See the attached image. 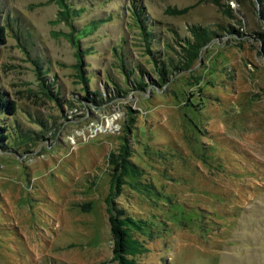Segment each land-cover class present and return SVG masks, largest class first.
Listing matches in <instances>:
<instances>
[{"label":"rangeland","instance_id":"obj_1","mask_svg":"<svg viewBox=\"0 0 264 264\" xmlns=\"http://www.w3.org/2000/svg\"><path fill=\"white\" fill-rule=\"evenodd\" d=\"M262 14L0 0V264H117L118 211L150 227L136 264H264Z\"/></svg>","mask_w":264,"mask_h":264},{"label":"trees","instance_id":"obj_2","mask_svg":"<svg viewBox=\"0 0 264 264\" xmlns=\"http://www.w3.org/2000/svg\"><path fill=\"white\" fill-rule=\"evenodd\" d=\"M61 1L64 2V0ZM258 2L261 3L263 2V0H258ZM63 5L66 6L65 3H63ZM262 15L264 17V14ZM5 31H6L5 27L0 25V43L5 42V35H6ZM210 36L211 34L208 33L207 31L199 32V39L202 40L201 43L203 44L210 40L211 38ZM79 54H81L80 50H79ZM79 69L80 70L82 69L81 64L79 65ZM80 73L82 72L80 71ZM80 77H82L83 82L85 83V85H87L88 78L87 77L84 78L82 75H80ZM46 90H48V92L52 95V92L49 91L48 87ZM88 95L92 97L94 96L93 93H88ZM53 98H56V96L53 95ZM0 110L3 113L14 115L16 111V107L13 102L6 101L5 98L0 94ZM3 130L5 131L4 128ZM7 139H8L7 135H5L4 132L3 133L1 132L0 141ZM126 161H128V159H126ZM114 164H115L114 171L117 172L123 169V165L120 164V162L117 161ZM134 175L135 173L131 171V173L128 174L127 176H134ZM131 188L134 191H136V187H131ZM109 223H110L112 245H113L112 252L115 260L117 261V264H136L133 259H129L131 257H134L135 249L132 248V245L136 242L133 240L132 242H130L129 233L131 234L141 231L143 232L142 234H144V232H146V228H150V227L146 222L142 220H133L131 217L121 219V212L119 211L110 214Z\"/></svg>","mask_w":264,"mask_h":264}]
</instances>
